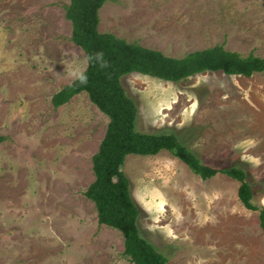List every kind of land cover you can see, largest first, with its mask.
<instances>
[{
    "label": "rangeland",
    "instance_id": "374dc122",
    "mask_svg": "<svg viewBox=\"0 0 264 264\" xmlns=\"http://www.w3.org/2000/svg\"><path fill=\"white\" fill-rule=\"evenodd\" d=\"M70 0H0V264H131L119 231L84 196L108 118L86 93L51 99L86 69L65 17ZM100 33L182 58L223 46L264 57V0H108ZM136 131L174 134L212 168L245 171L264 207V76L195 75L178 83L130 74ZM123 172L140 236L167 264H264L257 212L238 183L202 180L168 152L129 155Z\"/></svg>",
    "mask_w": 264,
    "mask_h": 264
},
{
    "label": "trees",
    "instance_id": "16d2710c",
    "mask_svg": "<svg viewBox=\"0 0 264 264\" xmlns=\"http://www.w3.org/2000/svg\"><path fill=\"white\" fill-rule=\"evenodd\" d=\"M107 1L70 0L65 8V17L72 28L71 42L83 51L87 67L51 99L53 108L58 109L86 93L90 102L108 118L105 136L92 157L95 180L84 192L96 208L98 224L120 232L124 255L131 264H167L168 259L140 236L137 225L140 212L122 169L129 155L152 157L168 152L202 180L222 175L236 181L239 202L246 210L258 213L264 233V207L253 203L254 191L245 171L236 166L217 169L203 164L174 134L137 132L138 110L121 84L123 77L133 73L171 83L207 72L247 78L255 73L264 76V57L241 56L215 46L173 58L130 44L113 34L99 32V11ZM3 140L0 137V144Z\"/></svg>",
    "mask_w": 264,
    "mask_h": 264
}]
</instances>
